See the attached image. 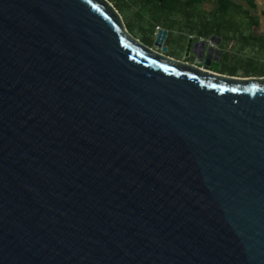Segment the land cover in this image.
Here are the masks:
<instances>
[{
  "label": "water",
  "instance_id": "water-1",
  "mask_svg": "<svg viewBox=\"0 0 264 264\" xmlns=\"http://www.w3.org/2000/svg\"><path fill=\"white\" fill-rule=\"evenodd\" d=\"M169 32L0 0V264H264V78Z\"/></svg>",
  "mask_w": 264,
  "mask_h": 264
},
{
  "label": "trees",
  "instance_id": "trees-1",
  "mask_svg": "<svg viewBox=\"0 0 264 264\" xmlns=\"http://www.w3.org/2000/svg\"><path fill=\"white\" fill-rule=\"evenodd\" d=\"M132 34L153 45L158 28L209 37L225 34L238 9H257L256 0H110ZM208 2H213L209 8ZM207 9L211 11L207 12ZM137 35V34H136Z\"/></svg>",
  "mask_w": 264,
  "mask_h": 264
},
{
  "label": "rangeland",
  "instance_id": "rangeland-1",
  "mask_svg": "<svg viewBox=\"0 0 264 264\" xmlns=\"http://www.w3.org/2000/svg\"><path fill=\"white\" fill-rule=\"evenodd\" d=\"M208 6L209 8L212 7L213 2H208ZM259 6H261V3H259ZM233 13L234 18L227 26L228 30H226L227 43L224 44L225 50L222 59L216 60L210 70L215 74L231 78H264V45L256 43V40L251 36L250 28L244 26L246 17L239 18L236 12ZM122 18L124 20L123 16ZM137 32H134V35L142 37V34ZM181 35L182 33L178 30L170 31L165 42L168 48L166 53L180 60L186 59L184 51L179 45ZM185 36L187 37V35Z\"/></svg>",
  "mask_w": 264,
  "mask_h": 264
},
{
  "label": "flooded vegetation",
  "instance_id": "flooded-vegetation-1",
  "mask_svg": "<svg viewBox=\"0 0 264 264\" xmlns=\"http://www.w3.org/2000/svg\"><path fill=\"white\" fill-rule=\"evenodd\" d=\"M211 11V9H207V12ZM234 12L237 13V16L239 18L246 17L244 20V26L247 28H250L252 34V38H254L256 43H259L260 45H264V9H238ZM238 33V32H237ZM184 34V33H183ZM181 35V38L179 39V45L184 51L185 58L182 59L185 61H189L191 63H195V55L193 54V48L195 47L197 50H200L202 47H206V51H208L209 46H215L211 50V63L209 65V69L212 68L213 64L216 60L222 59V56L224 54V44L227 43L226 41V33L224 34H213L209 37H199L198 34H189L188 32H185L184 35ZM187 35V37L185 36ZM215 36V43L212 42V37ZM201 40H207L208 44H203L200 41ZM216 44V45H215ZM199 66H206L204 62Z\"/></svg>",
  "mask_w": 264,
  "mask_h": 264
},
{
  "label": "crops",
  "instance_id": "crops-1",
  "mask_svg": "<svg viewBox=\"0 0 264 264\" xmlns=\"http://www.w3.org/2000/svg\"><path fill=\"white\" fill-rule=\"evenodd\" d=\"M256 2L258 4V8L261 7L259 9H264V0H256ZM259 3H261V6H259Z\"/></svg>",
  "mask_w": 264,
  "mask_h": 264
},
{
  "label": "built area",
  "instance_id": "built-area-1",
  "mask_svg": "<svg viewBox=\"0 0 264 264\" xmlns=\"http://www.w3.org/2000/svg\"><path fill=\"white\" fill-rule=\"evenodd\" d=\"M160 28H158V30H159Z\"/></svg>",
  "mask_w": 264,
  "mask_h": 264
}]
</instances>
